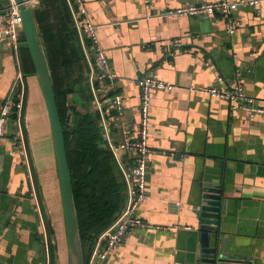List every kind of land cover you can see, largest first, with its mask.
<instances>
[{"label": "crops", "instance_id": "obj_1", "mask_svg": "<svg viewBox=\"0 0 264 264\" xmlns=\"http://www.w3.org/2000/svg\"><path fill=\"white\" fill-rule=\"evenodd\" d=\"M85 1L118 74L120 120L113 106L105 104L103 112L95 102L92 67L68 1L38 0L32 8L55 91L73 89L85 69L92 99L82 104L77 88L68 99L81 113L98 114L101 147L111 149L126 134L138 136L139 78L152 74L174 84L151 93L147 198L140 214L153 226L130 232L104 261L91 253L87 264H198L193 231L205 183L222 189L230 256L264 264V116L251 118L205 90L240 80L264 107V0L237 9L232 34L220 14L167 16L182 5L217 0ZM10 3L0 0V7ZM96 85L101 97L112 93L106 81L97 79ZM7 99H23V109L9 118L0 144V264H51L52 245L55 264H70L51 126L24 29L17 50L0 36V105ZM120 158L127 168L135 161L129 149Z\"/></svg>", "mask_w": 264, "mask_h": 264}, {"label": "built area", "instance_id": "obj_2", "mask_svg": "<svg viewBox=\"0 0 264 264\" xmlns=\"http://www.w3.org/2000/svg\"><path fill=\"white\" fill-rule=\"evenodd\" d=\"M38 1V0H32ZM71 9L74 28L81 41L82 48L92 67L90 84L98 108L103 111L105 104L111 105L116 109L115 119L120 120L124 114V99L116 86L117 72L109 62L107 52L100 44L98 38L99 25L93 23L88 16L85 0H67ZM151 0H146L150 3ZM260 0H217L200 4H186L167 12L168 17L200 15L210 17L217 14L222 15L227 21L229 33H234L237 28L238 20L235 13L239 7H249L258 5ZM0 36L7 38L13 48L17 50L21 43L23 34V19L13 0L7 6L0 7ZM240 72L237 73V79ZM106 81L111 88V94L101 97L98 94L100 89L96 81ZM236 79V80H237ZM235 80V81H236ZM141 88V119L138 136L132 138L126 134L124 140L117 145H112V153L118 163L128 186V200L118 214L113 225L102 233L96 241L92 259L104 261L110 251L118 248L127 238L128 234L136 229H148L153 225L147 223L140 214V205L147 198L148 182V156L150 148L148 145V133L150 124V106L153 90H171L173 83L158 79L152 74H147L138 79ZM213 97L228 100L235 103V106L244 109L249 117L257 115L264 116V107L256 103V99L246 93L240 80H237L228 87L211 86L205 89ZM23 109V99L14 102L7 99L0 105V144L6 136L7 122L14 111L21 113ZM104 112V111H103ZM129 149L134 152L135 161L127 168L122 164L120 151Z\"/></svg>", "mask_w": 264, "mask_h": 264}, {"label": "trees", "instance_id": "obj_3", "mask_svg": "<svg viewBox=\"0 0 264 264\" xmlns=\"http://www.w3.org/2000/svg\"><path fill=\"white\" fill-rule=\"evenodd\" d=\"M79 72L75 87L68 92L56 90V96L66 132L84 258L87 264L99 236L115 222L125 205L126 183L114 161L111 149L101 147L98 114L96 113V116L83 114L70 104L68 94L76 92V88L81 95L79 101L82 104L85 105L92 99L89 80L85 74L82 75L85 69L81 68ZM51 252V264H55L53 245Z\"/></svg>", "mask_w": 264, "mask_h": 264}, {"label": "water", "instance_id": "obj_4", "mask_svg": "<svg viewBox=\"0 0 264 264\" xmlns=\"http://www.w3.org/2000/svg\"><path fill=\"white\" fill-rule=\"evenodd\" d=\"M23 19L24 35L45 100L55 154L64 211L70 264H86L65 127L59 110L52 73L47 61L32 8V0H14ZM197 206L194 233L198 264H243L230 256L223 231L226 211L222 189L216 183H205Z\"/></svg>", "mask_w": 264, "mask_h": 264}, {"label": "rangeland", "instance_id": "obj_5", "mask_svg": "<svg viewBox=\"0 0 264 264\" xmlns=\"http://www.w3.org/2000/svg\"><path fill=\"white\" fill-rule=\"evenodd\" d=\"M76 108H77L79 111H81V109L78 108V106H77ZM83 110H84V109H83ZM121 172H122V171H121ZM122 174H123V173H122ZM112 225H113V224H112ZM112 225H111V226H112ZM111 226H110V227H111ZM110 227H109V228H110ZM109 228H108V229H109ZM108 229H107V230H108ZM107 230H105L103 233H105ZM101 236H102V235H101ZM54 241H55V240H54ZM64 243H65V244L67 243V241H66V235H65ZM111 252H112V251H110V253H111Z\"/></svg>", "mask_w": 264, "mask_h": 264}]
</instances>
